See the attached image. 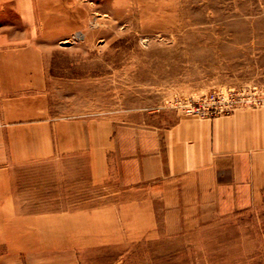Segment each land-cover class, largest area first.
I'll return each mask as SVG.
<instances>
[{
	"label": "rangeland",
	"instance_id": "1",
	"mask_svg": "<svg viewBox=\"0 0 264 264\" xmlns=\"http://www.w3.org/2000/svg\"><path fill=\"white\" fill-rule=\"evenodd\" d=\"M20 47L28 70L5 74L27 81L46 113L31 111L29 138H2L14 151H0L12 192L0 207L29 245L15 259L264 264V194L219 213L137 181L179 118L264 106V0H0V51ZM45 121L41 154L33 135ZM71 130L90 147L60 151Z\"/></svg>",
	"mask_w": 264,
	"mask_h": 264
},
{
	"label": "crops",
	"instance_id": "2",
	"mask_svg": "<svg viewBox=\"0 0 264 264\" xmlns=\"http://www.w3.org/2000/svg\"><path fill=\"white\" fill-rule=\"evenodd\" d=\"M24 49L0 51V151L7 153H12L14 148L12 143L9 148L3 144V136L12 138L13 131L20 130L29 138L33 126L29 123L31 111L36 113L32 116L34 119L44 118L46 113L44 103L38 105L35 101L37 96L24 92V88H29L27 81L22 78L10 80L5 74L28 70L23 59ZM34 82L35 88H39L40 79ZM39 123L41 130L34 132L33 136L39 137L33 145L37 143L35 149L44 154L47 148H51L49 129L46 121ZM61 126V123L56 124L60 137ZM69 132V143L62 144L60 140L56 144L60 151L90 147L86 141L84 144L75 141L78 138L76 130ZM105 141L109 144L108 132ZM154 143L153 149L147 152L149 166L144 165L147 168L139 173L137 165V181L140 180L141 185L146 183L143 187L147 188L149 195H192V201L213 207L219 213L245 209L261 202L264 194V106L239 108L225 115L181 117L164 129L160 140ZM8 161L11 160L0 159V195L12 194L7 175ZM12 215L11 207L9 213L8 208L0 207V249L7 254L0 255V262L39 263L37 257L28 256L23 261L19 256L14 258L29 245L22 240L21 233L15 235Z\"/></svg>",
	"mask_w": 264,
	"mask_h": 264
}]
</instances>
